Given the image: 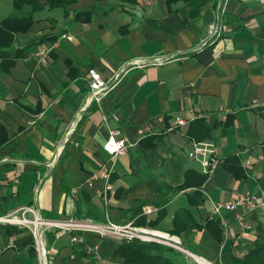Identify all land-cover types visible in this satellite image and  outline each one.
Here are the masks:
<instances>
[{"label": "crops", "instance_id": "0c3cea01", "mask_svg": "<svg viewBox=\"0 0 264 264\" xmlns=\"http://www.w3.org/2000/svg\"><path fill=\"white\" fill-rule=\"evenodd\" d=\"M39 1L37 12L0 0V25L13 16L34 22L16 35L11 54L26 51L13 67L6 71L0 61V129L10 138L0 148V218L33 207L51 221L126 225L145 217L149 224L163 204L160 225L144 227L175 237L178 246L169 247L186 264L245 257L264 237V207L223 211L229 227L221 243L204 228L170 231L184 209L204 224L221 218L212 213L217 203L239 195L264 202V3L207 0L195 16L166 0H78L67 11ZM39 47L52 62L37 61ZM150 58L165 62L124 70ZM90 68L107 81L117 78L99 102L89 101ZM198 113L210 116L217 155L236 157L242 169L236 178L218 166L202 189V206L190 203L193 189H177L188 171L203 174L187 136ZM177 118L189 123L169 132ZM111 129L130 141L116 159L104 150ZM46 242L48 264H124L113 257L122 242L96 233L51 230ZM0 264H38L28 230L0 223Z\"/></svg>", "mask_w": 264, "mask_h": 264}, {"label": "built area", "instance_id": "2783aa9c", "mask_svg": "<svg viewBox=\"0 0 264 264\" xmlns=\"http://www.w3.org/2000/svg\"><path fill=\"white\" fill-rule=\"evenodd\" d=\"M264 3V0H260ZM219 18V17H218ZM219 24L213 26L214 35L219 34ZM63 38L72 41L73 38L69 35H64ZM35 58L40 64H49L52 62L50 52L43 47H39L35 53ZM165 61L162 59H137L133 60L124 70L127 71L130 68L146 67L151 64H162ZM117 78L112 80H105L103 76L94 68H90L87 72V81L90 88L89 101L99 102L101 97L109 93L115 85ZM203 119L205 121L210 120V116L204 113L195 114L193 120ZM189 120L184 118H177L172 126L168 129L169 132L176 130L180 126L187 125ZM130 145V141L120 129H111L109 131V138L104 146V150L111 156L112 159L118 158L124 154ZM190 158L198 162L202 166L203 174L211 175L215 169L222 165L226 158H220L216 152V146L213 141L206 140L203 142H195L192 152L189 154ZM105 178L109 181L110 173L105 174ZM112 189V186L108 183L104 192L106 193ZM259 207H264V202L248 195H239L235 199L226 203H217L213 209L214 216H220L223 229L229 227V221L223 218L222 212H233L238 208H244L246 211L251 212ZM19 213L20 216H13ZM147 214L152 213L151 209H148ZM13 216V217H12ZM240 227L247 228L246 223L238 218ZM0 223L11 224L18 226L21 229L28 230L33 239V249L37 256L38 264H48V247L46 242V235L51 230L62 231H86L100 235L101 237H110L121 242H131L133 240H141L145 242H156L168 246H178L179 241L168 233L159 232L147 227L137 226L134 222H130L126 225H118L107 220L106 223L100 224L90 220H77V221H51L43 218L38 210L33 207H23L16 212L0 218ZM200 262V261H199ZM201 263V262H200ZM206 263V262H205ZM202 264V263H201ZM207 264V263H206Z\"/></svg>", "mask_w": 264, "mask_h": 264}, {"label": "trees", "instance_id": "16d2710c", "mask_svg": "<svg viewBox=\"0 0 264 264\" xmlns=\"http://www.w3.org/2000/svg\"><path fill=\"white\" fill-rule=\"evenodd\" d=\"M78 0H47V4L52 9L62 8L65 11ZM167 5L171 8L174 4L182 2L186 7L190 8L192 15L197 16L202 7L207 3V0H166ZM25 5H31L34 11L42 10L43 6L39 0H14V7L16 10H21ZM83 14L87 15V21L90 20L89 12ZM33 18L13 16L5 19L0 25V61L2 67L7 71L15 64V61L20 58L26 49L18 50L16 55L11 54V48L15 43V38L18 33H27L32 25ZM211 134V127L203 119H197L191 122L187 136L190 140L195 142H203L209 139ZM10 138L4 129H0V148L9 142ZM229 170L236 178H239L242 173L241 165L236 157L227 158L222 164ZM209 175L198 173L195 171H188L185 174V181L178 190L193 189L189 194L190 203L194 206H202L203 187L209 180ZM157 219L147 224L146 218L142 217L137 226L144 227L149 225L157 227L164 220L166 211L162 204ZM194 227L197 229H206L218 241H223V227L221 219L211 218L204 224H198L193 218L189 209L177 212L173 220V230L170 231L172 235H180L187 228ZM264 232V229L260 230ZM113 257L120 259L124 264H186L182 259V254L172 247L165 246L156 242H145L141 240H133L131 242H122L114 251ZM231 264H264V237L260 238L253 249L243 258L233 257Z\"/></svg>", "mask_w": 264, "mask_h": 264}, {"label": "rangeland", "instance_id": "374dc122", "mask_svg": "<svg viewBox=\"0 0 264 264\" xmlns=\"http://www.w3.org/2000/svg\"><path fill=\"white\" fill-rule=\"evenodd\" d=\"M13 216H17V217H19V216H20V214H19V213H16V214H14ZM13 216H12V217H13Z\"/></svg>", "mask_w": 264, "mask_h": 264}, {"label": "bare ground", "instance_id": "6f19581e", "mask_svg": "<svg viewBox=\"0 0 264 264\" xmlns=\"http://www.w3.org/2000/svg\"><path fill=\"white\" fill-rule=\"evenodd\" d=\"M201 262V261H200Z\"/></svg>", "mask_w": 264, "mask_h": 264}]
</instances>
